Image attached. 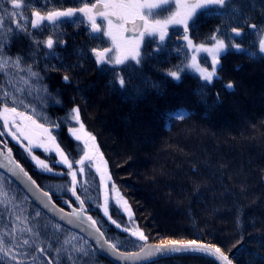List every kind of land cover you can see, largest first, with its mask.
Instances as JSON below:
<instances>
[{
	"label": "trees",
	"instance_id": "16d2710c",
	"mask_svg": "<svg viewBox=\"0 0 264 264\" xmlns=\"http://www.w3.org/2000/svg\"><path fill=\"white\" fill-rule=\"evenodd\" d=\"M84 2L51 0L48 7L79 8ZM234 3L242 6L243 17L202 15L192 36L197 43L206 42V38L220 28L231 37L226 44L239 43L241 48L255 51L256 55L249 58L246 52L238 53L235 48L223 54L221 79L206 87L203 101L195 94L203 82L194 72L185 71L180 82L166 75L169 69L174 70V66L186 62L183 55L177 57L175 45L183 41L176 35L171 36L164 52L153 53L140 65L135 61L116 67L107 64L104 65L107 70L101 71L90 49L104 44L100 40H89L83 26L78 29L67 24L61 29L66 46L55 48L63 66L54 57L47 62L42 59L38 65L43 83L52 97L60 101L57 104L50 99L42 106V115L60 125L52 129L58 143L72 156L80 155L81 143L67 134V128L73 124L68 117L72 108L78 106L85 130L96 138L104 156L111 183H115L132 212L130 221L126 211L112 200V218L123 227L132 230L138 227L147 237L143 242L136 240L135 245H124L123 251L137 250L147 241L197 239L234 254V264H261L264 258V59L261 58L264 54L259 53L260 41L264 39V15H261L264 0H256L255 9L250 7V0H234ZM0 5L10 7L4 0H0ZM161 7V15L157 16L160 19L169 14L163 9L171 7L173 10L172 5ZM31 11L28 7L26 14L30 15ZM252 24L258 27H250ZM236 26L241 36L232 33V27ZM179 31L183 33L182 27ZM48 35L46 31L41 38ZM27 47L28 41L22 38L13 43L11 52L26 53ZM80 47L89 50V59L77 58L75 50ZM155 47L153 43L146 50L152 52ZM141 48L145 50V45ZM199 55L202 60L207 56L206 53ZM210 64L209 57L206 66ZM65 74L70 75L68 82L63 80ZM120 76L125 77V90L120 89ZM228 82L234 84L233 90L224 87ZM153 83L157 87L153 88ZM178 110L184 111L185 118L170 119L169 113ZM5 141L14 158L38 185L55 193L52 199L69 210L66 201L74 203V197L67 191L70 177L53 174L66 173L67 169L60 164L53 167L52 173L37 169L24 148L7 134L0 136L2 149ZM40 157L45 158V155ZM48 159L59 158L51 153ZM88 179L94 189L88 214L99 221L98 226L110 240L135 239L104 217L102 208L96 206L97 202L103 203V198L98 176L92 169ZM0 185L9 196L15 197L17 211L23 210L24 215L31 216L39 211L41 215L36 219L40 224H60L1 171ZM60 225L61 239L75 235L73 243L95 250L91 264H115L82 235ZM2 228L3 223H0ZM241 236L244 238L242 247L237 245ZM36 255V264H41L39 254ZM25 264H32L31 258H27ZM142 264H213V260L183 254Z\"/></svg>",
	"mask_w": 264,
	"mask_h": 264
},
{
	"label": "snow or ice",
	"instance_id": "6c2138e0",
	"mask_svg": "<svg viewBox=\"0 0 264 264\" xmlns=\"http://www.w3.org/2000/svg\"><path fill=\"white\" fill-rule=\"evenodd\" d=\"M49 3L51 0H4V4L10 7L0 5V136L7 134L19 143L42 171L52 173L56 164L63 165L67 169L66 173L53 174L70 177L67 191L74 197V203L78 206L72 207L69 203L72 207L69 213H65L63 208H57L52 199L55 193L43 190L36 184L24 167L13 159L12 149L7 147L6 141L3 142L4 149L0 150V169H6L12 175H22L26 178L39 192L40 195L36 199L41 206L61 213L59 218L68 225L79 226L80 230L84 231V225L87 224L88 228L98 234L99 251L111 253L117 259L136 260L140 258L141 253L147 256L183 253L211 257L213 264H234V254L225 252L221 246L214 243L197 239H167L161 240L158 245L152 247L142 246L140 252L121 251L124 245H135L136 240L143 242L147 237L138 227L135 230L123 227L112 218L110 204L113 197L116 198L117 204H120L123 197L115 183L110 187L107 183L112 179L107 164L96 145V138L85 130L80 120L78 106L72 108L68 119L79 127H70L68 131L77 142L83 143L82 155L76 159L58 143L52 129L59 128L60 125L49 121L46 115H42V106H46L50 99H54L57 104L60 101L52 97L47 85L43 83L44 77L38 65L42 59L47 62L54 57L60 60L63 66V60L55 48L58 45L66 46V41L63 40L65 33L61 29L67 24H72L78 29L83 26L89 40H100L103 43V38L107 37L111 41V48L90 49L101 71L107 70L104 65H124L129 60L140 65L153 53L164 52L171 41V36L176 35L183 41L175 45L177 57L183 55L186 62H182V66H174V70L169 69L166 75L180 82L185 71L194 72L203 82L198 85L195 92L203 101L206 87L212 85L215 80L221 79L219 72L222 70L223 54L230 48H235L236 52H246L248 57L252 58L256 52H247L239 43L226 44V40H230L231 37L223 33L220 28L207 37L206 42L197 43L192 33L196 31L198 20L202 15L215 13L227 14L229 19L233 16L241 18L244 15L242 6L235 4L234 0H95L94 3L85 0L83 6L79 8L55 6L49 8ZM173 3L174 10L171 7L163 9L168 11L167 16L162 19L155 18L161 15L162 5L171 6ZM28 7L32 8L30 15L26 14ZM250 7L255 9L256 0H250ZM261 15H264V4H261ZM127 25H131V28L126 27ZM181 27L182 34L179 31ZM250 27L257 28L258 25L252 24ZM46 31H49V35L42 39ZM129 31L134 35L126 37L124 33ZM232 33L236 36L242 35L239 26L232 27ZM22 38L28 41L27 52L13 54L11 52L13 43ZM142 43L145 45V50L141 48ZM153 43L156 47L152 52H148L147 46ZM88 51L85 47H80L75 50V55L79 60H87ZM112 52H115L114 56L109 55ZM200 53H206L207 56L202 60ZM259 53L264 54V39L260 41ZM209 57L210 67L206 66ZM261 58L264 59V55ZM52 67L56 66L52 65ZM128 79L131 77L129 76ZM63 80L68 82L70 75L65 74ZM118 82L120 89L125 90L127 87L125 77L120 76ZM112 83L115 85V81ZM152 87L155 88L157 85L153 83ZM224 87L233 90L234 84L228 82ZM169 118L184 119V111L169 113ZM34 149L42 150L46 154L45 158L36 155ZM51 153H55L59 159L49 160L47 157ZM92 167H95L96 173L99 174L100 189L104 193L103 203L97 202L96 206L102 208L104 217L111 224L135 239L110 240L98 226L99 221L88 214L92 206L90 201L93 199L91 192L94 191L88 179ZM14 200L15 197L9 196L8 192L4 191L3 185H0V223H3V228L0 229V264H25L27 258H31L32 264H36L38 259L36 254H39L41 264H91L95 250L90 251L83 244L73 243L72 241L76 239L75 235L61 239L58 235L61 232L60 224H40L36 219L41 215L39 211L34 216L24 215L23 210L17 211L18 206ZM122 207L131 221L132 212L126 200L123 201ZM243 240L241 236L237 245L242 247ZM44 244L47 246H42ZM104 245H107V249ZM237 245L233 247L239 251ZM50 253L54 254L49 255ZM261 264H264V258H261Z\"/></svg>",
	"mask_w": 264,
	"mask_h": 264
},
{
	"label": "water",
	"instance_id": "95a60500",
	"mask_svg": "<svg viewBox=\"0 0 264 264\" xmlns=\"http://www.w3.org/2000/svg\"><path fill=\"white\" fill-rule=\"evenodd\" d=\"M139 23V22H138ZM126 27L131 28V25H127ZM125 35H134L133 32L129 31L126 32ZM0 150H3L2 147L0 146ZM13 155V154H12ZM13 159L16 160L13 156ZM17 161V160H16ZM18 162V161H17ZM19 163V162H18ZM0 171L2 173H4L6 176H8L10 179H12L21 189L22 191L27 195V197L37 206L39 207L46 215H48L49 217H51L53 220L57 221L58 223L64 225L65 227L79 233L80 235H82L84 238H86L91 245L106 259H108L109 261L115 263V264H142L145 262H149L158 258H162V257H166V256H175V255H183V253H168L166 255H159V254H155V255H151V256H147L144 253H141V256L139 259L136 260H130V261H125L123 259H117L116 257H114L111 253H105L102 251H99V245L97 244V237L98 234L93 232L92 229L87 227V224L84 225L85 230L81 231L79 226H71L68 225L64 220H61L59 217L61 215V213L57 212L55 209L49 210L46 208H43L40 204V202L36 199L37 196H39V192L36 191V189L34 187L31 186L30 182H28L26 180V178H24L22 175L21 176H15L12 175L11 173H9L6 169H0ZM26 171V170H25ZM30 175V174H29ZM33 179V178H32ZM34 180V179H33ZM36 184L38 185V183L36 182ZM53 202L56 204L57 208H63L60 205H58L54 200ZM64 212L65 213H69L71 212L70 210H67L65 208ZM100 243H103V241H100ZM154 245H158L157 243L154 242H145L142 244L143 247L148 248V247H152ZM141 246V247H142ZM104 248L107 249V245H104ZM123 251V250H121ZM129 252H140V248H138L137 250H130ZM211 258V257H209ZM213 260V258H211Z\"/></svg>",
	"mask_w": 264,
	"mask_h": 264
},
{
	"label": "rangeland",
	"instance_id": "374dc122",
	"mask_svg": "<svg viewBox=\"0 0 264 264\" xmlns=\"http://www.w3.org/2000/svg\"><path fill=\"white\" fill-rule=\"evenodd\" d=\"M172 7H173V10L175 9V4L173 3L172 4ZM168 15V14H167ZM155 18H157V17H155ZM105 23V25H106V22H104ZM124 35H125V33H124ZM126 37H129V36H133V35H125ZM103 46L102 47H100V48H97V49H99V50H102L103 48H111L112 47V44H111V41L107 38V37H104L103 38ZM143 44V43H142ZM142 44H141V46H142ZM109 55H112V56H114L115 55V52H112V53H109ZM95 58V57H94ZM129 61H131V60H129ZM127 62V61H126ZM108 65H110V66H114V67H116V66H118V65H114V64H108ZM74 108V107H73ZM72 127H79V125H77L74 121H72ZM70 127H68L67 128V134H69L70 136H72L70 133H69V131H68V129H69ZM8 136V135H7ZM9 138H11L10 136H8ZM74 138V137H73ZM12 139V138H11ZM96 142V141H95ZM23 143L24 144H27V142L26 141H23ZM81 143V152H80V155H82V149H83V143L82 142H80ZM96 145H97V143H96ZM97 147H98V145H97ZM99 148V147H98ZM99 152H100V150H99ZM34 153L36 154V155H38V156H42V155H45L46 156V154L42 151V150H40V149H34ZM100 154L102 155V153L100 152ZM80 155L78 154L75 158L76 159H79V157H80ZM103 156V155H102ZM30 157V156H29ZM48 157H50V156H48ZM47 157V158H48ZM103 158H104V156H103ZM105 161V160H104ZM31 162L34 164V166L35 167H37L36 166V164H35V162L34 161H32L31 160ZM39 167H37V169H38ZM95 172L96 173V171H95V167H92V172ZM109 172V171H108ZM97 174V173H96ZM97 176H98V180H99V174H97ZM108 183V185H109V187H110V185L112 184L111 183V181H108L107 182ZM99 185H100V180H99ZM71 194V193H70ZM72 196V195H71ZM103 198V200H104V193H103V190H101V199ZM115 203H116V198L115 197H113V199H112ZM125 199L123 198V200H121V202H120V204H117V205H119L120 206V208L122 207V205H123V201H124ZM101 202H102V200H101ZM69 203H71V202H68V204H66L67 206H69ZM72 204V207H77L76 206V204L75 203H71ZM72 207H69V210L70 211H72ZM123 208V207H122ZM124 209V208H123ZM126 214H127V212H126ZM135 230V229H134ZM147 242H153V241H147ZM154 243H156V242H154ZM157 244H159V243H157Z\"/></svg>",
	"mask_w": 264,
	"mask_h": 264
}]
</instances>
